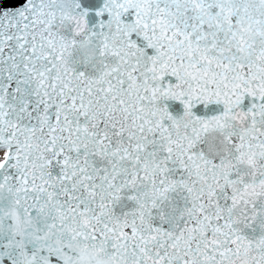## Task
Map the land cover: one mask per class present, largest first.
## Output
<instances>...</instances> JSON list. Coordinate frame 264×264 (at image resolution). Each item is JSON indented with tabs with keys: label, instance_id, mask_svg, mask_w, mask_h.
I'll return each mask as SVG.
<instances>
[{
	"label": "snow or ice",
	"instance_id": "snow-or-ice-1",
	"mask_svg": "<svg viewBox=\"0 0 264 264\" xmlns=\"http://www.w3.org/2000/svg\"><path fill=\"white\" fill-rule=\"evenodd\" d=\"M0 264H264V0H0Z\"/></svg>",
	"mask_w": 264,
	"mask_h": 264
}]
</instances>
